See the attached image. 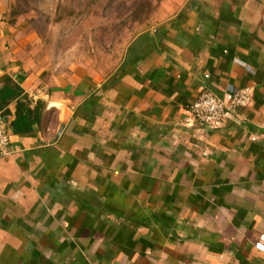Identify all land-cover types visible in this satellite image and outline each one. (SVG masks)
Instances as JSON below:
<instances>
[{
    "label": "crops",
    "instance_id": "obj_1",
    "mask_svg": "<svg viewBox=\"0 0 264 264\" xmlns=\"http://www.w3.org/2000/svg\"><path fill=\"white\" fill-rule=\"evenodd\" d=\"M8 4L0 87L30 113L0 114V264H264V0H180L103 76L67 77L28 62ZM244 87L219 126L186 110Z\"/></svg>",
    "mask_w": 264,
    "mask_h": 264
},
{
    "label": "rangeland",
    "instance_id": "obj_2",
    "mask_svg": "<svg viewBox=\"0 0 264 264\" xmlns=\"http://www.w3.org/2000/svg\"><path fill=\"white\" fill-rule=\"evenodd\" d=\"M180 0H9L6 20L34 69L67 77L117 66L129 43Z\"/></svg>",
    "mask_w": 264,
    "mask_h": 264
},
{
    "label": "built area",
    "instance_id": "obj_3",
    "mask_svg": "<svg viewBox=\"0 0 264 264\" xmlns=\"http://www.w3.org/2000/svg\"><path fill=\"white\" fill-rule=\"evenodd\" d=\"M252 96L253 92L250 87L231 90L226 99L211 91L202 90L198 97L188 104L186 110L192 119L200 124L219 126L235 110L248 107ZM9 142L8 129L4 121L0 119V155H8L10 153ZM254 247L264 253V234L259 236Z\"/></svg>",
    "mask_w": 264,
    "mask_h": 264
},
{
    "label": "trees",
    "instance_id": "obj_4",
    "mask_svg": "<svg viewBox=\"0 0 264 264\" xmlns=\"http://www.w3.org/2000/svg\"><path fill=\"white\" fill-rule=\"evenodd\" d=\"M20 94L21 90L19 86L10 77L4 78L3 84L0 87L1 116H5L9 113L7 105H9V103H11L12 101H15L16 109H18L16 112V116H27V114L30 113L26 107L25 101H22ZM20 113H22V115ZM15 124L16 122L13 121L12 125L14 126Z\"/></svg>",
    "mask_w": 264,
    "mask_h": 264
}]
</instances>
